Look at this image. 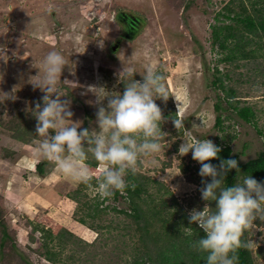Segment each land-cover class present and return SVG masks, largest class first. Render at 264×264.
I'll return each mask as SVG.
<instances>
[{"label": "rangeland", "instance_id": "rangeland-1", "mask_svg": "<svg viewBox=\"0 0 264 264\" xmlns=\"http://www.w3.org/2000/svg\"><path fill=\"white\" fill-rule=\"evenodd\" d=\"M228 1L0 0V264H131L141 252L139 230L125 212L117 211H128L125 190L102 199L95 194L97 185H91L88 196L77 203L67 195L78 182L37 154L43 137L35 132L31 111L44 93L34 90L32 82L42 78L43 61L51 51L60 52L67 61L56 84L73 113L65 123L87 128L90 134L100 131L97 95L122 94L123 82H130L127 71H134L133 79L141 82L148 67L164 76L168 91L181 102L179 111L174 96L167 102L155 101L165 117L160 122L161 151L141 157L137 173L155 180L149 182V193L167 216L176 207L188 213L211 206L199 191L201 165L191 151L179 154L185 140L228 142L242 162L264 149V57L220 61L227 50L210 43L211 24L229 22L219 14ZM246 5L252 9L251 0ZM120 10L140 16L143 23L138 31L126 30L137 32L135 38H121L120 49L110 53L107 47L122 31L115 19ZM225 72L229 78L224 83L237 91V104L255 111L252 122L240 118L213 83ZM218 95L223 129L214 125ZM102 103L107 106V97ZM173 119H183L184 127L177 130ZM39 161L45 163L43 174L35 167ZM101 167L97 164L93 174L98 175ZM96 200L116 210L106 207L87 217L83 204ZM82 215L87 219L84 225L79 220ZM152 221V230L162 229L161 221L155 217ZM35 223L55 233L65 227L78 239L72 237L63 247L56 237L50 241L47 248L55 252L57 263L50 262L41 256L47 249L41 232L36 231L34 239L28 235ZM254 223L257 227L247 231V240L255 264H264V222Z\"/></svg>", "mask_w": 264, "mask_h": 264}, {"label": "clouds", "instance_id": "clouds-1", "mask_svg": "<svg viewBox=\"0 0 264 264\" xmlns=\"http://www.w3.org/2000/svg\"><path fill=\"white\" fill-rule=\"evenodd\" d=\"M65 65L67 61L60 52H49L43 61L42 78L32 82L34 90L38 88L44 93L31 111L36 119L35 132L43 137L37 154L53 162L61 173L78 183L91 186L96 180L95 194L102 199L111 197L115 191L125 190V176L129 171L137 172L141 157L161 151L160 122L165 117L155 101L167 102L174 95L168 91L164 76L152 67L145 70L142 82L133 79L136 73L129 70L125 75L130 82L125 84L122 94L104 95L103 98L97 95L96 123L100 131L90 134L87 128L65 123L73 113L69 110L70 101L62 100L56 87ZM106 97L105 107L102 102ZM174 97L179 111L181 102ZM173 124L178 130L184 127V120L173 119ZM189 151L192 159L201 165L198 174L211 178L210 182L201 180L202 200L215 202L214 211L205 204L203 210L194 208L188 212L189 224L198 225L205 233L192 247L207 253L205 264H236L237 249L248 246L242 236L257 227L254 223L257 219L264 222V181L248 175L240 182L224 186L230 170L240 172L238 161L221 159L218 165L208 162L218 159L221 152L210 139L192 143L185 140L179 147V154L187 155ZM89 152L103 166L98 175H93L94 171L86 163Z\"/></svg>", "mask_w": 264, "mask_h": 264}, {"label": "trees", "instance_id": "trees-1", "mask_svg": "<svg viewBox=\"0 0 264 264\" xmlns=\"http://www.w3.org/2000/svg\"><path fill=\"white\" fill-rule=\"evenodd\" d=\"M251 3L252 9H249L246 5V0H229L228 4L222 7L224 8L223 12H219L223 18L229 19V22L219 25L215 23L211 24V46L214 47L217 45L227 50L224 56L220 58V61L228 62L244 58L254 59L260 55L264 57V0H251ZM247 46L252 47L247 48ZM261 49L263 51L259 54L258 51ZM102 68L104 71V66ZM216 70L219 71L218 66H216ZM226 77L229 78L228 72L223 73L222 76L218 75L213 83L217 84L223 91V98L229 102V105H232L236 109L237 115L246 122H252L256 116L255 111L250 106H240L237 104L239 102L236 98L238 97L237 91L224 83ZM125 84H127L126 81L122 85L124 89ZM220 97L218 95V100L214 103V109L216 111L214 125L223 129V118L220 113ZM173 117L176 118L175 112H173ZM216 145L221 148V152L218 154L219 158L208 162L218 165L221 159L232 158L238 161L240 169L238 173L236 169H232L227 173L224 186H231L248 175L264 181V149L256 157L242 162L239 160V155L232 152V148L228 142ZM86 163L92 169V172L96 170L98 163L92 154L88 157ZM44 164V161H39L35 164L39 174H43ZM200 179H206L209 182L211 180L210 177L202 178L201 176ZM150 181L155 180H152L148 176L139 175L137 172L133 174L129 171L126 174L127 187L125 188V197L129 201V208L128 211L117 210L118 212H125L139 230L141 252L133 258L131 264H205L207 253L197 251L192 247V244L203 237L205 233L198 225L189 224L188 213L182 207H176L175 211L169 212L168 216L163 214L157 203H154L155 198L149 193ZM95 184L97 185V182L93 180L91 185ZM88 188H90L89 185L78 183L76 188L67 196L79 203L82 199L81 197L88 196ZM118 192L115 191L113 193L114 196ZM170 194L172 195L173 202L178 203V199L172 193ZM88 202L83 204L87 206L85 212L87 217L97 215L99 211H104L106 207L116 210L114 206H110V204L103 205L97 200L94 203ZM209 204L214 211L215 202L209 201ZM199 209H202L201 205ZM153 217L157 221H161L162 229L157 232L151 229ZM79 220L83 224L87 223L84 215L80 216ZM2 231L3 236L6 237V227L3 226ZM36 231L41 232L42 245L46 248L55 237L57 244L61 247L72 237L78 239L73 232L65 227H60L55 233L51 228L40 227L39 223L31 225V230L28 234L31 239H34ZM189 231L192 233L190 236L187 234ZM241 239L248 246H242L237 249L235 253L236 264H255L250 245L248 244L247 232ZM41 256L50 262L57 263L55 252L49 248L45 249L41 253Z\"/></svg>", "mask_w": 264, "mask_h": 264}, {"label": "flooded vegetation", "instance_id": "flooded-vegetation-1", "mask_svg": "<svg viewBox=\"0 0 264 264\" xmlns=\"http://www.w3.org/2000/svg\"><path fill=\"white\" fill-rule=\"evenodd\" d=\"M115 19L117 25L119 24V28L122 29V31H121V35L116 36L115 40L112 41L107 47V52L110 53L112 51L116 52L120 49L121 38L123 37L132 38L131 40L135 38V34L137 32L129 34L130 32L129 31L126 32V30L132 29L134 30V32L138 31L143 23V19L140 16H135L130 12H124L123 10H120V12L115 16ZM107 56L110 58V55Z\"/></svg>", "mask_w": 264, "mask_h": 264}, {"label": "bare ground", "instance_id": "bare-ground-1", "mask_svg": "<svg viewBox=\"0 0 264 264\" xmlns=\"http://www.w3.org/2000/svg\"><path fill=\"white\" fill-rule=\"evenodd\" d=\"M90 79V78H89ZM97 81V80H96Z\"/></svg>", "mask_w": 264, "mask_h": 264}]
</instances>
